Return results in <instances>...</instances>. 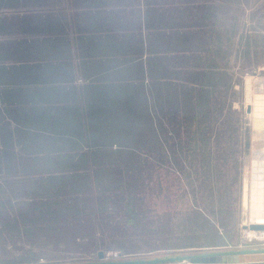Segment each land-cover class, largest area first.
Listing matches in <instances>:
<instances>
[{
  "label": "rangeland",
  "instance_id": "obj_1",
  "mask_svg": "<svg viewBox=\"0 0 264 264\" xmlns=\"http://www.w3.org/2000/svg\"><path fill=\"white\" fill-rule=\"evenodd\" d=\"M226 2L224 68L188 80L191 98L177 101L176 117L156 119L157 138L145 148L115 152L83 173L48 175L18 163L0 133V264L264 248V234L250 239L245 228L256 220L247 128L264 129V106L255 104L264 94L253 92L264 77V0Z\"/></svg>",
  "mask_w": 264,
  "mask_h": 264
},
{
  "label": "crops",
  "instance_id": "obj_2",
  "mask_svg": "<svg viewBox=\"0 0 264 264\" xmlns=\"http://www.w3.org/2000/svg\"><path fill=\"white\" fill-rule=\"evenodd\" d=\"M226 5L0 0V133L18 163L83 173L140 150L130 134L176 117L188 80L224 68Z\"/></svg>",
  "mask_w": 264,
  "mask_h": 264
},
{
  "label": "water",
  "instance_id": "obj_3",
  "mask_svg": "<svg viewBox=\"0 0 264 264\" xmlns=\"http://www.w3.org/2000/svg\"><path fill=\"white\" fill-rule=\"evenodd\" d=\"M253 92L264 94V77L254 80ZM251 136L253 137L251 138ZM245 155L246 164L249 163V156H251L252 162L251 179L253 197L255 198L251 203V217L255 220L259 217H264V129H255L251 132V129L247 128ZM245 170H248V164L245 165ZM257 178L259 179L256 180ZM245 228L264 231V224L253 222L249 226L245 225ZM122 256L121 253L115 254L117 258ZM78 264H264V248L118 260H108L105 252L100 251L97 261Z\"/></svg>",
  "mask_w": 264,
  "mask_h": 264
},
{
  "label": "bare ground",
  "instance_id": "obj_4",
  "mask_svg": "<svg viewBox=\"0 0 264 264\" xmlns=\"http://www.w3.org/2000/svg\"><path fill=\"white\" fill-rule=\"evenodd\" d=\"M255 104H256V107L258 108V109H260L261 108V106H264V95H262V96H258V97H256V102H255ZM258 118V117H257ZM259 178H257L256 180H258ZM254 182H256V181H254ZM259 182V181H258ZM255 223H258V224H264V217H259V218H257L255 221H254ZM248 231V233H247V236L248 237H250V239L253 237V236H256V234H258V233H263L264 234V231H251L250 229L249 230H247ZM260 235V234H259ZM263 237H264V235H263Z\"/></svg>",
  "mask_w": 264,
  "mask_h": 264
},
{
  "label": "trees",
  "instance_id": "obj_5",
  "mask_svg": "<svg viewBox=\"0 0 264 264\" xmlns=\"http://www.w3.org/2000/svg\"><path fill=\"white\" fill-rule=\"evenodd\" d=\"M140 136H141V138H140ZM150 137L155 140L157 138V132L156 131H152V132H146L144 134H142V133H140V134L133 133V134L130 135V142H134V144H136L134 146H137V144H138L137 141H139L141 139L143 141L142 145L145 148L146 145H144V143L147 142L149 140L148 138H150ZM142 145H141V148H143Z\"/></svg>",
  "mask_w": 264,
  "mask_h": 264
}]
</instances>
